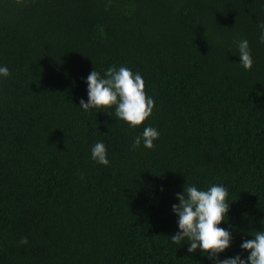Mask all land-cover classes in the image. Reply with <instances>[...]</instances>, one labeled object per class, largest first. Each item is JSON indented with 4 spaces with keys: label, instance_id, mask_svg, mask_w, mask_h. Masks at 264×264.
I'll list each match as a JSON object with an SVG mask.
<instances>
[{
    "label": "trees",
    "instance_id": "1",
    "mask_svg": "<svg viewBox=\"0 0 264 264\" xmlns=\"http://www.w3.org/2000/svg\"><path fill=\"white\" fill-rule=\"evenodd\" d=\"M260 23L264 0H0V264H215L171 241L185 185L227 189L219 260L247 259L264 231ZM110 67L144 79L143 125L80 108ZM149 126L154 148L133 150Z\"/></svg>",
    "mask_w": 264,
    "mask_h": 264
},
{
    "label": "clouds",
    "instance_id": "2",
    "mask_svg": "<svg viewBox=\"0 0 264 264\" xmlns=\"http://www.w3.org/2000/svg\"><path fill=\"white\" fill-rule=\"evenodd\" d=\"M258 27L261 30L260 42L264 43V23ZM240 64L245 70H251L253 60L247 40L238 42ZM10 76L9 69L0 67V77ZM87 102L80 100V108L108 109L115 106V115L130 127H138L152 115L154 100L146 95L145 81L138 73H133L127 67H110L104 77L93 70L87 77ZM159 138L158 131L153 127H145L142 136L133 141V150L139 148L141 142L147 149L154 148V141ZM91 156L94 161L103 166L109 165L107 150L102 142H97ZM229 193L221 185H212L207 190H198L192 185H185L184 193L177 194L178 204L172 206L173 213L178 217L179 231L171 236L174 244L187 240L189 253L199 250L210 257L215 264H264V231L255 232L252 239H247L240 245L248 252L247 259L237 255L233 258L219 260V255L231 246L232 235L219 227L225 222L230 205L226 202ZM264 223V221H262ZM28 238L22 237L21 245L28 244Z\"/></svg>",
    "mask_w": 264,
    "mask_h": 264
}]
</instances>
